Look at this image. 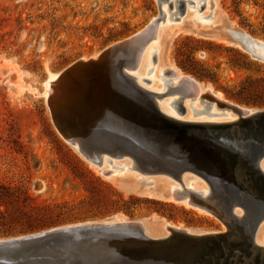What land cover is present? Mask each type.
Here are the masks:
<instances>
[{
  "label": "rangeland",
  "instance_id": "rangeland-1",
  "mask_svg": "<svg viewBox=\"0 0 264 264\" xmlns=\"http://www.w3.org/2000/svg\"><path fill=\"white\" fill-rule=\"evenodd\" d=\"M193 6L188 5L184 22L197 21L200 14ZM217 13L249 38L264 42V0H218ZM158 14L157 0H0V184L25 191L38 213L52 216L45 226L34 222L37 229L31 230L28 209L15 205L6 212L2 207L0 239L115 215L127 220L155 216L182 228L225 232L222 222L206 212L141 194L128 184H135L128 181L136 180L134 172L121 173L126 184L103 177L63 140L54 122V99L45 97L51 75L98 57ZM207 27L211 25L199 29ZM174 32L160 44L167 63L236 105L264 110V62L238 47L191 34L173 38ZM147 66L140 78L153 81L147 75L155 67L152 52ZM132 198L139 201L129 215L125 212Z\"/></svg>",
  "mask_w": 264,
  "mask_h": 264
},
{
  "label": "water",
  "instance_id": "water-1",
  "mask_svg": "<svg viewBox=\"0 0 264 264\" xmlns=\"http://www.w3.org/2000/svg\"><path fill=\"white\" fill-rule=\"evenodd\" d=\"M164 1L158 3V21ZM180 3L179 12H174L180 15L175 19H180L187 10V1ZM150 29L149 25L120 42L99 61L78 62L63 72L60 83L70 86L78 108L71 101L54 100L55 125L66 143L80 142L82 157L98 166L102 165L104 155L111 158L128 155L140 168V164H151L159 169L169 163L165 167L174 180H181L184 171L204 177L220 195L218 202L226 213L224 216L230 219V231L196 237L184 230L168 228L171 232L168 239L152 241L143 232L141 218L121 227L115 222V215L0 239V263L11 255L23 259L52 250L49 247L54 245H64L68 247L55 249L51 256L56 264H249L245 250L237 247L254 246L253 235L242 231L246 222L234 218L229 208L241 204L247 209L253 229L264 217V173L260 168L264 157V110L244 117L242 110L230 107L238 114L236 120L209 126L184 124L165 116L157 107V96L142 91L126 75L125 67L134 68L137 63H122V55L142 42ZM232 35L252 58L264 62V54L253 48L250 39ZM179 109L184 110L182 103ZM150 153L155 154L153 160H139ZM250 187L255 189L254 193L249 191ZM191 201L204 207L200 194H194ZM233 235L240 236L241 241L231 242ZM230 257L233 262H228ZM250 264L264 261L260 263L256 257Z\"/></svg>",
  "mask_w": 264,
  "mask_h": 264
},
{
  "label": "bare ground",
  "instance_id": "bare-ground-1",
  "mask_svg": "<svg viewBox=\"0 0 264 264\" xmlns=\"http://www.w3.org/2000/svg\"><path fill=\"white\" fill-rule=\"evenodd\" d=\"M186 1L187 7L188 5H194L192 7L193 10L197 14H200L197 21L195 23L194 21L192 22L189 20H187L186 22L183 21L185 16H187V10L185 14L180 16V19H175L180 15L177 14L176 16L174 14V12H179V7L181 5L180 0H165L161 6L162 17L159 19V21L157 17L154 18L147 25H150L152 28L150 29L151 31L149 35L142 42H139L132 46L126 54L122 55L123 64L124 62L129 64L133 61L137 63L136 67L134 68L125 67L126 75L129 76L142 91L156 95L157 97L155 100L159 110L165 116L180 123H198L209 126L213 123L219 124L232 122L238 118V114L234 111V109L230 107L239 108L240 110H242V115L244 117L250 116L256 111H259V109L241 107L240 105H236L226 100L221 92L215 91L211 86H205L202 82L196 80L195 78L185 75L180 71L179 68L175 67L171 63H167L164 59L163 55L165 47L164 45L160 46L161 41L171 36L172 32L174 31L175 32L173 34V38L182 33L187 35L191 34L198 38L208 39L212 41L214 40L222 44L238 47L248 53V50L245 49L240 42L234 40L232 34L234 33L237 36L244 35L248 39H250L253 48H258V53L260 55L264 54V42L249 38L242 30L235 27L233 23L231 24L229 21L225 20L220 13H217L218 0ZM157 2L160 3V0H157ZM206 10H212V13L207 16L203 15V12ZM208 25H211V29L209 27H207V30L199 29ZM140 32H138L137 34H139ZM133 36L129 38H132ZM120 42L109 46L107 49L101 52L98 57L92 58L90 60L82 59L78 62L89 63L91 61H99L105 52H108ZM150 52H152V59L155 62V67L148 69L147 75L151 76V78H154V80L147 82V79L140 78L139 72L141 70L146 71V69L148 68V66L145 68V65L147 63V58ZM62 74L63 72L60 74L51 75L50 80L46 85V100L47 102H49L51 98H53L54 100H57L59 98L65 102L71 101V104L74 105L75 99L73 100V97L71 95L70 86L65 83H60ZM143 81L148 84L152 83L153 88L146 87ZM159 88L161 90H159ZM165 97H170V99H164ZM188 99H191V101L193 102L187 103L186 100ZM207 99L209 102H206ZM199 101H202L201 105ZM210 102L213 104L211 105V107L209 106ZM180 103H182L183 106L185 105L183 111L179 109ZM232 130L234 131V129ZM68 144L72 146L74 150L82 157L81 149L79 147L80 142L76 141ZM154 157L155 155H152V157L140 156L139 160L143 162H149L153 160ZM172 157L174 158V156ZM83 159L88 162V160H86L85 158ZM121 161V167L114 164L115 162ZM88 163L92 167H94V169L103 177L112 181H117L121 184L127 183V180L124 181L123 177L121 176V173L124 170L134 172V177L136 178V180L132 179V177L131 179H128V181H134L135 184H128L134 186L141 194L146 195L149 198H155L161 201L184 204L188 208L206 212L207 214H210L220 220L226 228L225 232H203L196 229L175 226L167 221H160L159 219H157L158 217L155 216L151 219L141 218L143 232L152 241L168 239L171 236V232L168 228L184 230L187 231L191 236L196 237L226 234L230 231V219L224 216L226 213L225 211L221 210V205L218 202V200L220 199L218 191H216L215 188L212 187L204 179V177H201L197 173L184 171L181 180H174V178L172 177V173L168 172L169 170H166L165 167L169 165V163L165 165V162H162V164H164L165 166L159 169L155 168L151 164H140V168L138 163L128 155H118L116 158H111L110 156L104 155L101 166H98L93 162ZM108 165H110V167H107ZM260 168L264 173V157L262 158V161L260 163ZM249 191L254 193L255 189L250 187ZM180 194H183V197L176 196ZM194 194L201 195L204 207L193 204L191 198L194 196ZM229 209L231 215L239 222H246L244 225L245 231L243 230V232L247 233L248 235L252 234L254 239V246H257H244L239 244L237 249L245 250L244 253L248 258L247 262H249V264L251 263V261L255 260L256 257H258V259H260V263H262L264 261V251L259 250H264V217L259 220L258 224L253 229V224L251 223L252 216L251 213L247 211V209H245L241 204H234ZM116 218L117 219L115 222L118 223L121 227H125L130 222V220L123 219L118 215L116 216ZM229 240L231 242H237L241 241V237L233 235ZM67 247L68 246L64 245H54L53 247H49L52 250L40 251L37 254H32V256H24L23 259L12 258L11 255L8 256L9 260H3V262L0 264H56V261L54 262V259L51 258V256L56 252L55 249H65ZM224 250V254L228 255V250ZM229 259L230 260L228 262H233L231 257Z\"/></svg>",
  "mask_w": 264,
  "mask_h": 264
},
{
  "label": "trees",
  "instance_id": "trees-1",
  "mask_svg": "<svg viewBox=\"0 0 264 264\" xmlns=\"http://www.w3.org/2000/svg\"><path fill=\"white\" fill-rule=\"evenodd\" d=\"M135 201L138 202L139 200L134 198L131 199L132 204L126 208L125 213L129 215L134 214V206L136 205ZM15 205L19 206V208H22L24 211L28 209V212L25 213V216L29 215L28 219H30L31 221V225L29 226V228L31 230L37 229L34 227V222H37L39 224L44 223V225L42 226H45L47 223L46 221L52 220L50 212L48 213L46 211L45 214L38 213L41 210L37 209V207L32 204V200L28 197L25 191H22L21 189H14L9 186L0 184V215L2 216L4 214L1 210L2 207H5L7 212L10 210L11 206L13 207Z\"/></svg>",
  "mask_w": 264,
  "mask_h": 264
}]
</instances>
